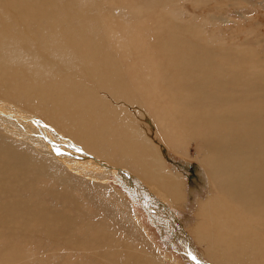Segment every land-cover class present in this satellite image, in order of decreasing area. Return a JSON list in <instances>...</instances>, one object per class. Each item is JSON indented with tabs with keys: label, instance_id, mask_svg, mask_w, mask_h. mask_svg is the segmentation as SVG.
Returning a JSON list of instances; mask_svg holds the SVG:
<instances>
[{
	"label": "bare ground",
	"instance_id": "bare-ground-1",
	"mask_svg": "<svg viewBox=\"0 0 264 264\" xmlns=\"http://www.w3.org/2000/svg\"><path fill=\"white\" fill-rule=\"evenodd\" d=\"M39 262L264 264V0H0V264Z\"/></svg>",
	"mask_w": 264,
	"mask_h": 264
},
{
	"label": "rangeland",
	"instance_id": "rangeland-1",
	"mask_svg": "<svg viewBox=\"0 0 264 264\" xmlns=\"http://www.w3.org/2000/svg\"><path fill=\"white\" fill-rule=\"evenodd\" d=\"M231 10L232 9L230 8L229 9V11H230V17L231 18H236L237 17V13H233ZM223 12L225 13V11H223ZM222 16L224 17L223 14H222ZM252 18L253 19L256 18V21L263 20L262 19V12L259 11V13L258 12L252 13ZM247 24H248V21L244 22V24H242V26H245ZM153 133H155V130H153ZM154 136H155V134H154ZM161 148L163 149V154L165 155L168 163L171 164V166L173 167L172 168L173 172L174 173H177L179 171V172L183 173L182 175H185L186 176V179H187V182H188V188H185V192H184V195H185L186 194V191H187V196H185L187 199L185 198V200H186V202L188 201L187 202L188 204L186 203L188 206H186V208L184 210H180L179 211V210H176V209H172V207L171 206L169 207V205H164L168 209L169 215H170L169 217L166 218V220L169 222V225L172 224V223H174L173 225H170L171 227L172 226L174 227V228L173 227L171 228L172 231L176 232V229L178 227L181 231H183V233L184 232L187 233L188 232V229H186V227H188L189 224H191L190 226L192 227V225H193V223L195 221L194 218H191V212L193 211L192 206H194L196 203H199L202 199H205L208 196V194H211L213 196L214 193H212L213 190L211 188H209L208 183L206 184V182H205L206 180H205V178L203 177V175L201 173L202 171L200 170L201 167H200L199 162H197V160H194L196 158V155H195V152L193 150V147H190L189 150L186 149V152L188 151L187 154L189 156H188V158H184V159L182 157H180V156H175V155L172 156V153H170L167 150L166 146L161 145ZM185 159H187V160H185ZM111 184L115 185L114 182L111 183ZM202 185H203V187H202ZM200 186L202 188H204V189H200ZM205 186H206L207 189L205 188ZM186 189H188L190 191H188ZM196 189L197 190L199 189V190L197 191ZM209 189L212 190V191H210ZM146 190L148 191V188H146ZM203 191L206 193V195H205V193ZM196 194H198V195H196ZM151 195H153V197L156 199V201L158 203L161 202V201H165L160 196H158V195H156L154 193H152ZM188 196H190V198ZM121 200H123V199H121ZM136 201H138V200H136ZM137 205H139V204H137ZM147 221L149 223V220L148 219H147ZM176 222L178 224H176ZM150 225H152V224H150ZM168 233H169V231H168ZM168 233L166 231H163L162 232V235L163 234H167V238L165 236L162 237V236H159L157 234L158 237L155 240H157L160 245L165 244L168 249L170 248V251H174L177 243L174 242V241H172V240H174V237L171 236V235H169ZM176 233L178 235V233H179L178 232V229H177V232ZM163 240H165V241H163ZM172 248H174V249L171 250ZM177 248L179 250H181V248H180L179 245H177ZM179 250H177V251H179ZM34 256H36V260L39 258V255L38 254H34V253H33V256L31 258H33ZM179 256H180L179 254H175V257L174 258H177ZM31 258H28V259L31 260ZM11 262H14V261H11ZM26 264H31V263H26ZM39 264H41V262H39Z\"/></svg>",
	"mask_w": 264,
	"mask_h": 264
}]
</instances>
